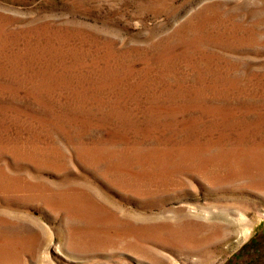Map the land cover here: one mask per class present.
Listing matches in <instances>:
<instances>
[{
  "label": "rangeland",
  "instance_id": "1",
  "mask_svg": "<svg viewBox=\"0 0 264 264\" xmlns=\"http://www.w3.org/2000/svg\"><path fill=\"white\" fill-rule=\"evenodd\" d=\"M0 264H264V0H0Z\"/></svg>",
  "mask_w": 264,
  "mask_h": 264
}]
</instances>
